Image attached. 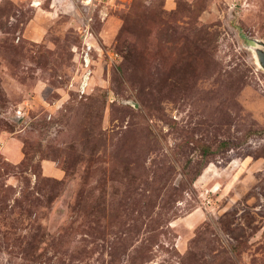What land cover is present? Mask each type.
Instances as JSON below:
<instances>
[{"label": "rangeland", "instance_id": "374dc122", "mask_svg": "<svg viewBox=\"0 0 264 264\" xmlns=\"http://www.w3.org/2000/svg\"><path fill=\"white\" fill-rule=\"evenodd\" d=\"M255 40L264 0H0V264H264Z\"/></svg>", "mask_w": 264, "mask_h": 264}, {"label": "built area", "instance_id": "2783aa9c", "mask_svg": "<svg viewBox=\"0 0 264 264\" xmlns=\"http://www.w3.org/2000/svg\"><path fill=\"white\" fill-rule=\"evenodd\" d=\"M93 43L91 42H86L85 47L81 53L82 56V66L84 65V68L86 69V74H90L92 72L91 64H92V48H93ZM85 74V75H86ZM87 77L88 76H83L82 80L80 82L81 88H84L87 85ZM80 92L83 94L84 90L79 89Z\"/></svg>", "mask_w": 264, "mask_h": 264}, {"label": "water", "instance_id": "95a60500", "mask_svg": "<svg viewBox=\"0 0 264 264\" xmlns=\"http://www.w3.org/2000/svg\"><path fill=\"white\" fill-rule=\"evenodd\" d=\"M254 42L257 44L256 47H254L257 61L262 67H264V41L255 40Z\"/></svg>", "mask_w": 264, "mask_h": 264}, {"label": "bare ground", "instance_id": "6f19581e", "mask_svg": "<svg viewBox=\"0 0 264 264\" xmlns=\"http://www.w3.org/2000/svg\"><path fill=\"white\" fill-rule=\"evenodd\" d=\"M86 3H89V0H86Z\"/></svg>", "mask_w": 264, "mask_h": 264}]
</instances>
